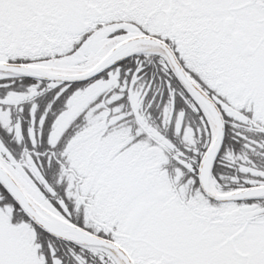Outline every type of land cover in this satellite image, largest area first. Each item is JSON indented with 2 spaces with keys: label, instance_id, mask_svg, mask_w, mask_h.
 <instances>
[{
  "label": "snow or ice",
  "instance_id": "1",
  "mask_svg": "<svg viewBox=\"0 0 264 264\" xmlns=\"http://www.w3.org/2000/svg\"><path fill=\"white\" fill-rule=\"evenodd\" d=\"M0 264H264V0H0Z\"/></svg>",
  "mask_w": 264,
  "mask_h": 264
}]
</instances>
